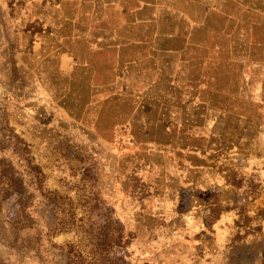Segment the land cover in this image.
<instances>
[{
    "label": "crops",
    "instance_id": "obj_1",
    "mask_svg": "<svg viewBox=\"0 0 264 264\" xmlns=\"http://www.w3.org/2000/svg\"><path fill=\"white\" fill-rule=\"evenodd\" d=\"M11 2L24 25H35L41 65L56 69L60 105L81 104L84 115H124L119 131L162 133L159 140L146 136L143 164L155 175L157 195L177 213L171 244L189 245L195 264H233V247L241 244L246 264H264V212L238 233L246 190L234 184L235 163L217 153L236 142L234 133L250 130L235 123L249 112L234 103L246 98L248 72L264 69V16L257 14L259 44L252 46L249 0ZM235 4L243 11L234 13ZM228 19L229 26H218ZM257 93L264 99V86ZM246 158L240 163L264 169L263 156Z\"/></svg>",
    "mask_w": 264,
    "mask_h": 264
},
{
    "label": "rangeland",
    "instance_id": "obj_2",
    "mask_svg": "<svg viewBox=\"0 0 264 264\" xmlns=\"http://www.w3.org/2000/svg\"><path fill=\"white\" fill-rule=\"evenodd\" d=\"M246 6L250 45L257 46L256 17L264 16V0ZM233 10L243 11L238 4ZM224 22L229 26V19L218 26ZM231 23L238 27L240 17ZM33 26L23 24L11 0H0V169L9 163L13 177L22 179L17 190L0 180L6 189L0 194V264H195L189 245L171 244L177 213L144 169L143 141L147 135L159 140L162 133L119 131L116 121L124 115H84L81 104L71 110L60 105L65 101L56 69L42 66L43 55L34 52ZM259 76L264 69L248 72L243 86L250 99L234 103L249 112L235 116V123L250 130L234 133L236 142L217 152L235 163L234 184L246 190L235 218L239 234L264 212L253 206L264 204V169L240 163L264 157ZM28 161L39 167L40 179ZM118 233L128 241L117 244ZM242 247H233V264H246Z\"/></svg>",
    "mask_w": 264,
    "mask_h": 264
},
{
    "label": "trees",
    "instance_id": "obj_3",
    "mask_svg": "<svg viewBox=\"0 0 264 264\" xmlns=\"http://www.w3.org/2000/svg\"><path fill=\"white\" fill-rule=\"evenodd\" d=\"M20 141L22 142L24 149H25L27 144L23 140H20ZM27 164H28L29 168L31 170H33L35 176L37 177V180L40 179L41 173H40L39 167L36 166L35 164L32 165L31 161H28ZM0 180H1L2 184H3V180H4L7 186L15 184L14 185L15 187L13 186V188H15L16 190L19 189L22 185V179L21 178L13 177V172L11 171L9 163H5V168L0 169ZM0 191H1L0 194L2 196L6 195V189L5 188H1ZM115 241L117 244H122L123 242H127L128 238L125 239V241H123L122 233H118V235H116ZM107 242H109V241H107Z\"/></svg>",
    "mask_w": 264,
    "mask_h": 264
}]
</instances>
